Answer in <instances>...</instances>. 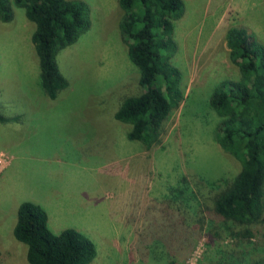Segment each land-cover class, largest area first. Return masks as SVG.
<instances>
[{
	"label": "rangeland",
	"instance_id": "obj_1",
	"mask_svg": "<svg viewBox=\"0 0 264 264\" xmlns=\"http://www.w3.org/2000/svg\"><path fill=\"white\" fill-rule=\"evenodd\" d=\"M84 2L90 27L57 56L68 87L55 100L39 87L33 24L24 11L0 21V115L8 120L0 122V264H28L26 246L12 236L23 201L45 210L54 234L70 228L87 236L97 250L93 264H138L139 232L160 203L168 204L169 188L182 179L210 187L239 171L214 141L218 118L208 100L218 82L238 77L226 30L246 28L264 44V0L184 1L173 58L184 98L163 142L150 151L129 141L127 127L113 116L138 92L117 0ZM253 245L242 247L247 257L264 255L258 250L264 241ZM205 250L197 244L185 264H198Z\"/></svg>",
	"mask_w": 264,
	"mask_h": 264
},
{
	"label": "trees",
	"instance_id": "obj_2",
	"mask_svg": "<svg viewBox=\"0 0 264 264\" xmlns=\"http://www.w3.org/2000/svg\"><path fill=\"white\" fill-rule=\"evenodd\" d=\"M184 1L117 0L118 30L138 71V92L113 116L127 127L126 138L146 151L163 142L169 119L183 102L182 74L173 58ZM16 9L33 24L39 87L55 100L68 87L57 56L88 31L89 8L84 0H0V21L11 22ZM224 42L238 77L218 82L208 107L218 118L214 141L239 171L210 187L182 179L169 188L168 204L154 208L158 213L145 219L139 232L138 264H185L201 242L206 250L198 264H264V255L253 259L242 249L264 241V44L238 26L226 30ZM7 121L0 115L1 123ZM12 236L26 246L28 264H93L97 257L94 243L81 232L69 228L54 234L45 210L30 201L18 205Z\"/></svg>",
	"mask_w": 264,
	"mask_h": 264
}]
</instances>
